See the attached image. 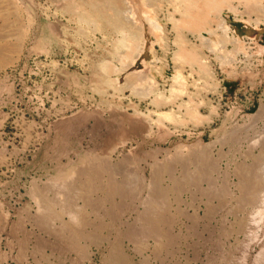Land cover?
I'll use <instances>...</instances> for the list:
<instances>
[{"label": "rangeland", "instance_id": "374dc122", "mask_svg": "<svg viewBox=\"0 0 264 264\" xmlns=\"http://www.w3.org/2000/svg\"><path fill=\"white\" fill-rule=\"evenodd\" d=\"M6 1L0 0V36L10 37L0 54L6 218L26 212L38 231L45 209L51 212L43 204L54 201L61 219L91 224L92 242L68 243L71 264H264V62L259 70L237 69L229 60L242 36L264 45V8L246 11L242 0H228L235 10L223 6L216 22L193 32L172 14L180 1L157 0L167 1L147 10L157 27L145 22V33L115 44L105 21L75 15L82 0ZM188 50L194 56L185 59ZM233 77L261 94L262 122L248 130L218 129L229 104H216V96ZM106 178L137 193L108 195L109 241L100 242L94 225L105 196L92 192ZM155 213L164 215L165 238L174 241L155 240ZM56 248L59 261L64 248Z\"/></svg>", "mask_w": 264, "mask_h": 264}, {"label": "crops", "instance_id": "0c3cea01", "mask_svg": "<svg viewBox=\"0 0 264 264\" xmlns=\"http://www.w3.org/2000/svg\"><path fill=\"white\" fill-rule=\"evenodd\" d=\"M224 88L225 91L216 96V104L221 107L225 101L229 104V110L225 112L229 118L225 114L222 115V118L217 120L218 129L228 130L230 127L240 126L248 130L251 126L256 127L261 124L262 119L259 117L262 104L261 95L258 97L253 91L247 90L246 83L242 78H226ZM149 158H151L149 161H155L154 157ZM196 161L203 163V158L199 156ZM104 181L105 183H101L102 186L100 185L99 190L92 192L105 196L100 200L101 206L104 205V209L100 210V220L94 225L95 231L99 232L95 235L99 234L100 236L96 240L100 242L109 241L106 234L109 218L108 195L123 196L137 193L135 190H125L123 180L114 182L112 179L106 178ZM87 193H91V190H88ZM46 204L51 207V212L49 209H45L46 212L43 214L42 220L39 221L41 228L38 231L26 212L20 211V214L15 215L11 220L6 218L9 210L7 208L0 209V264H71L68 261L72 257V253L68 250V243H90L93 241L91 224L75 223L69 217L61 219L60 214L54 209V201L46 202L43 205L46 207ZM120 213L121 210L117 206L114 209V214L112 213L110 217L114 216L115 219H118L121 217ZM163 217L164 215L155 213L153 218L158 219V222H151L149 227L157 237L156 241H174L172 238H165L169 236L165 235L166 223L160 222ZM116 241H120V239ZM59 244L64 249L60 256L62 259L58 261L55 260V251Z\"/></svg>", "mask_w": 264, "mask_h": 264}, {"label": "bare ground", "instance_id": "6f19581e", "mask_svg": "<svg viewBox=\"0 0 264 264\" xmlns=\"http://www.w3.org/2000/svg\"><path fill=\"white\" fill-rule=\"evenodd\" d=\"M6 1V0H5ZM157 0H82L81 3H79V5L75 8V15H77L81 21L83 22H99V21H105L109 28L110 31L114 34H116L115 36V44L122 42V38L126 39L127 36L131 35L133 32L137 33V35L140 34V32H144L146 31L147 26H149V28H153L155 29L157 26L152 23V21L149 19V14L147 13V10L150 8L151 4L154 3ZM162 1V0H161ZM176 1H180L178 2V4L180 3L181 6L180 8L175 9L174 11H176L175 13L173 12L172 14L176 13L178 14V20L179 22L183 23V25H187L190 27V29L194 32V31H198L201 32L205 29L204 27L210 22H216L218 14L221 12V10L223 9V6L225 7H229L228 9L235 10L234 8H232L229 4L227 5V1L228 0H176ZM7 2V1H6ZM158 2V1H157ZM167 2V1H166ZM165 2V3H166ZM71 3V2H70ZM159 3V2H158ZM158 3L155 2V4L158 5ZM164 3V2H161ZM159 3V5L161 4ZM164 3V4H165ZM170 2L168 1L167 4H169ZM174 3V2H173ZM176 3V2H175ZM173 4V5H177V4ZM242 3L245 5V7L247 8L246 11H260L263 10L264 8V0H242ZM69 4V3H67ZM72 4V3H71ZM76 4V3H75ZM74 4V5H75ZM171 4V3H170ZM5 5V4H4ZM156 5V6H157ZM158 5V6H159ZM172 5V6H173ZM8 6V5H7ZM76 6V5H75ZM161 6H164L161 4ZM167 6V5H166ZM169 7V6H168ZM174 7V6H173ZM164 8V7H162ZM161 8V9H162ZM167 9V7L165 8ZM8 10V9H6ZM167 12V10H165ZM173 10L171 9V12ZM220 11V12H219ZM229 11V12H231ZM258 11V12H259ZM3 13V12H2ZM9 13V12H8ZM247 13V12H246ZM256 13V12H255ZM169 14V15H172ZM248 14V13H247ZM2 15V14H1ZM167 15V14H166ZM173 15V16H175ZM262 16V15H261ZM216 17V21L212 19H214ZM259 17V16H257ZM170 18V16H169ZM173 18V17H172ZM263 18V17H262ZM2 19V18H1ZM0 19V22H2ZM4 20V19H3ZM80 21V20H79ZM80 21V22H81ZM174 23L175 21L172 20ZM5 22V21H4ZM147 26H146V23ZM82 23V22H81ZM186 23V24H184ZM219 24L221 22H218ZM217 23V24H218ZM223 23V22H222ZM91 24V23H90ZM179 24V23H178ZM216 24V23H215ZM214 24V25H215ZM4 25V24H3ZM182 25V26H183ZM211 25V24H209ZM5 26V25H4ZM95 26V25H94ZM98 27V25H96ZM186 26V27H188ZM220 26V27H217ZM217 28H222L224 27L223 24L221 25H217ZM2 27V26H1ZM11 27V26H10ZM177 27V26H176ZM210 27V26H207ZM148 28V29H149ZM175 27H173L174 29ZM178 28V27H177ZM183 28V27H182ZM189 28H187V32L190 30H188ZM1 30V28H0ZM151 30V29H150ZM149 30V31H150ZM161 30V29H160ZM200 30V31H199ZM215 30V29H213ZM211 28H208L207 31L209 33L215 32L213 31ZM217 30V29H216ZM227 30V27L224 29H222V31ZM85 31V30H84ZM3 32V31H2ZM151 32V31H150ZM177 32V31H176ZM207 32V33H208ZM161 33V32H160ZM225 33V31H224ZM1 34V33H0ZM12 34V33H11ZM84 34V33H83ZM142 34V33H141ZM140 34V35H141ZM194 34V33H193ZM18 35V34H17ZM136 35V34H135ZM134 36V34H133ZM8 35L2 34L0 36V54L4 51V49L7 47L5 42L8 43L6 40H8L9 38H7ZM131 38V36H130ZM158 38V37H157ZM180 38V36H179ZM200 38V37H199ZM202 39V37H201ZM103 40V39H102ZM128 40V39H127ZM199 40V39H198ZM142 41V40H141ZM158 42V41H157ZM199 43V42H198ZM11 44V43H10ZM123 44V43H122ZM130 44V43H129ZM127 44V45H129ZM172 44V43H171ZM203 44V43H202ZM205 44V43H204ZM9 45V44H8ZM131 45V44H130ZM173 45V44H172ZM186 45V44H185ZM198 46V45H197ZM129 47V46H128ZM131 47V46H130ZM185 48V47H184ZM191 48V47H190ZM200 48V47H199ZM205 48V47H204ZM203 48V49H204ZM179 49V48H178ZM133 50V49H132ZM184 50V49H182ZM194 50V49H193ZM139 51V50H138ZM179 51V50H178ZM181 51V50H180ZM179 51V52H180ZM14 52H16V50H14ZM183 52V51H182ZM188 51H184L183 54L186 55L187 59V54H190L193 52L194 56V51L189 52ZM11 55V54H10ZM196 55V54H195ZM1 56V55H0ZM175 56V55H174ZM192 59V56H189ZM1 58V57H0ZM197 58V57H195ZM195 58H194V62H195ZM190 59V60H191ZM125 60V59H124ZM193 61V60H192ZM198 60H196L197 62ZM1 62V61H0ZM195 62V63H196ZM4 62H1L0 65H2ZM199 63V62H197ZM196 63V64H197ZM133 65V64H132ZM166 65V64H165ZM202 66V65H201ZM200 66V68H201ZM181 69V68H180ZM203 70V69H202ZM175 71V70H174ZM108 72V71H107ZM112 74V73H111ZM110 75V74H109ZM136 76V75H134ZM129 77V76H128ZM132 78V76H131ZM135 79H137L135 77ZM139 80V79H138ZM113 81V80H112ZM116 84V83H115ZM122 85V84H121ZM124 85V84H123ZM127 85V84H126ZM130 85V84H129ZM132 86V85H130ZM116 87V86H115ZM125 90V89H124ZM115 91V90H114ZM179 106V105H178ZM134 116V115H133ZM159 121V120H158ZM156 124V123H155ZM153 127V126H152ZM206 155V154H205ZM191 157V156H190ZM185 159V158H184ZM124 160V159H123ZM204 162V161H203ZM200 163V162H199ZM241 166V165H240ZM238 166V168L240 167ZM107 167V166H106ZM245 167V166H244ZM198 168V167H197ZM250 168V167H249ZM100 170V168H98ZM103 169V168H102ZM104 170V169H103ZM203 170V169H202ZM94 171V170H93ZM105 171V170H104ZM117 172V171H116ZM240 174V173H239ZM92 176V175H91ZM106 176V175H105ZM242 176V175H241ZM251 176V175H250ZM90 177V176H89ZM254 177V176H253ZM97 178V177H96ZM251 178V177H250ZM197 179V177H196ZM245 179V178H244ZM192 181V180H191ZM246 181V180H245ZM91 183V182H90ZM89 183V184H90ZM244 183V181H243ZM246 183V182H245ZM261 183V181L259 182ZM264 183V181H263ZM250 184V183H249ZM242 185V184H241ZM255 185V184H254ZM102 186V185H101ZM246 184H243V188H247ZM250 186V185H249ZM253 186V185H252ZM239 188V187H238ZM251 188V187H249ZM258 188V187H257ZM111 189V188H110ZM262 189V188H261ZM158 192V191H157ZM220 192V191H219ZM244 192V191H243ZM248 192V191H247ZM156 194V193H155ZM245 194V193H244ZM215 195V194H214ZM217 195H219L217 193ZM153 196V195H152ZM158 198V197H157ZM224 198V197H223ZM253 198V197H252ZM255 198V197H254ZM245 199V198H244ZM251 199V198H250ZM245 201V200H244ZM164 209V208H163ZM166 210V209H165ZM157 211V210H156ZM114 217V216H113ZM156 219V218H155ZM158 220V219H157ZM146 221V220H145ZM162 220L160 219V222ZM167 221V220H166ZM151 222V221H149ZM159 222V223H160ZM149 224V223H148ZM161 224V223H160ZM95 231V230H94ZM159 232V231H158ZM97 236V235H96ZM115 237V236H114ZM122 242V241H121ZM131 242V241H130ZM157 243V242H156ZM166 243V242H165ZM136 244V243H135ZM138 247V246H137ZM135 249V248H134ZM136 250V249H135ZM153 255V254H152ZM148 260V259H147ZM162 263V262H161Z\"/></svg>", "mask_w": 264, "mask_h": 264}, {"label": "built area", "instance_id": "2783aa9c", "mask_svg": "<svg viewBox=\"0 0 264 264\" xmlns=\"http://www.w3.org/2000/svg\"><path fill=\"white\" fill-rule=\"evenodd\" d=\"M241 42V49L240 50H235L234 47H230V50L234 51L233 57H229L230 62L233 64L234 68L236 67L241 68V67H246V69H251V67H254L255 69L259 70L260 68L263 67V62H264V52L261 53L257 48L260 45V40L255 39L253 37H248V36H242L240 37ZM235 44V43H234ZM262 45L261 47H263ZM224 91L225 88L223 87ZM247 90L253 91L251 88H248ZM258 97L261 94H257ZM229 110V107H228Z\"/></svg>", "mask_w": 264, "mask_h": 264}]
</instances>
